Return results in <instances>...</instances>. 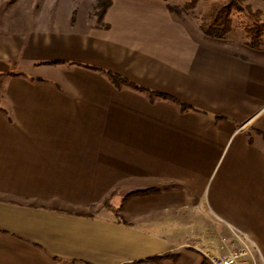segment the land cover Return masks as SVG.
Masks as SVG:
<instances>
[{
    "label": "crops",
    "instance_id": "crops-1",
    "mask_svg": "<svg viewBox=\"0 0 264 264\" xmlns=\"http://www.w3.org/2000/svg\"><path fill=\"white\" fill-rule=\"evenodd\" d=\"M30 22L0 20V264H211L233 229L264 259V35L168 0Z\"/></svg>",
    "mask_w": 264,
    "mask_h": 264
},
{
    "label": "trees",
    "instance_id": "trees-1",
    "mask_svg": "<svg viewBox=\"0 0 264 264\" xmlns=\"http://www.w3.org/2000/svg\"><path fill=\"white\" fill-rule=\"evenodd\" d=\"M110 4L111 0H99L101 9L96 14L99 22L102 21ZM183 4L194 13L195 17H198L199 28L209 37H226L233 22L241 24L244 34L251 39V43H257L259 37L264 35V11L254 9L246 0H184ZM110 76L117 85H120L121 81L125 82V79L118 75L110 74ZM175 257V255H164L154 259L157 262L161 259H170V262H173Z\"/></svg>",
    "mask_w": 264,
    "mask_h": 264
},
{
    "label": "rangeland",
    "instance_id": "rangeland-1",
    "mask_svg": "<svg viewBox=\"0 0 264 264\" xmlns=\"http://www.w3.org/2000/svg\"><path fill=\"white\" fill-rule=\"evenodd\" d=\"M247 1L252 4V7L264 11V0ZM183 2L184 0H168L169 6L182 14L190 26H197L199 24L198 17H195ZM99 9H101L99 0H0V20L5 17L25 15L31 19L30 23L39 19V24H42L45 19H52L62 21L60 24H100L101 22L97 20L96 16ZM1 80L2 78H0ZM257 261L258 264H262L260 260Z\"/></svg>",
    "mask_w": 264,
    "mask_h": 264
},
{
    "label": "built area",
    "instance_id": "built-area-1",
    "mask_svg": "<svg viewBox=\"0 0 264 264\" xmlns=\"http://www.w3.org/2000/svg\"><path fill=\"white\" fill-rule=\"evenodd\" d=\"M232 233L238 245L229 248L227 253L222 255H211L207 252L206 256L211 264H258L257 260L264 264L260 249L252 239L238 229H233Z\"/></svg>",
    "mask_w": 264,
    "mask_h": 264
}]
</instances>
